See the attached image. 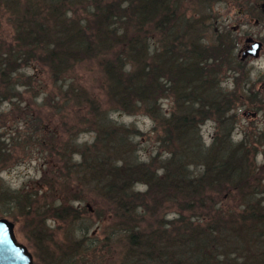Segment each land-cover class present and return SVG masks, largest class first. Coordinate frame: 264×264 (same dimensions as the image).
<instances>
[{"label": "rangeland", "instance_id": "obj_1", "mask_svg": "<svg viewBox=\"0 0 264 264\" xmlns=\"http://www.w3.org/2000/svg\"><path fill=\"white\" fill-rule=\"evenodd\" d=\"M178 1L176 14L201 18L202 44H209L214 29L229 31L238 58L252 42L247 37L260 42L255 55L238 58L239 63L225 59L218 64L213 91L219 103L227 99L230 104L219 106L221 115L212 104L206 106L204 116L198 106L192 112L188 109L186 116L196 120L189 135L178 132L170 117L175 115L176 124L191 106V98L186 90L174 95V86L162 72L158 79L163 78L159 81L166 91L159 90L152 103L134 100L137 106L130 110L108 95L106 60L115 63L121 55L125 69H131V57L136 67H148L160 49L159 42L154 44L160 39L155 30L143 32L145 44L149 43L144 57L129 50L125 53V45L101 48L69 60L57 74L32 57L28 64L18 65L8 85L0 81V218L13 223L16 240L25 245L34 264H67V260L69 264H139L143 256L129 252V238L123 230L129 216L101 192V185L109 180L101 167H117L122 175L120 186L134 182L133 190L143 195L130 206L137 219L131 225L146 233L174 218L180 205L188 204L180 189L167 185L163 173L156 172L164 167L175 169L174 155L186 144L183 139L190 147L184 157L192 169L188 175L192 172L193 180L203 179L204 194L193 191L192 199L198 201L200 195L206 210L209 207L214 215L232 222L215 224L216 237L229 236L227 229L236 232L228 241L234 248L229 257L232 264H264V0ZM185 37L192 40L190 32ZM1 41L13 40L10 26L0 15ZM181 53L188 56L186 50ZM138 56L143 60L137 61ZM253 111L256 116H250ZM108 131L124 137L126 144L116 149ZM97 152L101 163L88 159ZM222 155L225 164L235 165L242 177L220 179L216 186L209 174ZM97 173L101 179L96 181ZM115 180L117 176L110 177V182ZM240 204L250 209L242 211ZM203 206L181 213L194 215L193 222L201 224ZM261 214L263 219L255 217ZM221 224L228 228H220ZM128 254L135 255L138 263H130Z\"/></svg>", "mask_w": 264, "mask_h": 264}, {"label": "trees", "instance_id": "obj_2", "mask_svg": "<svg viewBox=\"0 0 264 264\" xmlns=\"http://www.w3.org/2000/svg\"><path fill=\"white\" fill-rule=\"evenodd\" d=\"M177 4L178 0H0V15L10 26L13 40L6 44L2 41L0 43V81L8 85L18 65L22 62L28 64L32 57L43 62L55 74L61 72L69 60L83 58L82 55L89 56L102 50L101 48L112 49L125 45V53L129 50L134 56L144 57L145 46L149 43L145 44L143 32L155 30L159 32L160 39L154 44L157 46L159 42L160 49L156 52L158 57L152 58L148 67H136V62L131 57L132 67L125 69L121 55L114 60L115 63L106 60L108 95L115 103L130 110L137 106L134 100L152 103L159 90L166 91L159 81L163 78L158 79L159 72H162L168 84L174 86V95L180 94L181 90L188 91L191 106L188 104L185 115L177 119L176 124L174 114H171L170 121L173 119L175 128L178 132L182 130L183 136L189 135L194 132L196 120L186 116L188 109L192 112L194 106H198L200 114L204 116V111H208L206 106L212 104L214 110H218L221 115L219 106L230 104L227 99H222L219 103L218 95L213 91L218 64L225 59L235 63L241 61L234 54L236 42L229 31L218 32L214 29L207 40L209 44H202L203 38L199 36L201 18L190 19L183 17L181 13L176 14ZM188 32L192 35L191 41L185 37ZM183 50L187 51L188 56L181 55ZM143 57L135 59L141 61ZM153 63L156 65H152ZM194 94L196 95L193 96ZM109 133L108 131L107 135ZM112 134L114 143L110 142L116 149L126 144L124 137H118L114 132L110 133ZM183 143L186 144L174 155L176 171L164 167L156 169V172L163 173L167 185L180 189L181 195L188 198V204L180 205L174 218L164 224L158 223L159 227L146 233L136 224L131 225L137 219L132 217L130 206L134 200H141L143 195L140 196L133 190L134 182L120 186L122 175L118 173L117 167H101V173L109 177L101 185V192L117 202L120 211L129 216V225L123 230L129 238V252L133 250L134 254L138 253V258L143 256L142 260L139 259V264H225L234 255V248L229 246L228 241L236 232L221 224L220 228L227 229L225 231L229 236L224 234L225 238L220 239L213 233L215 224L232 222L214 215L209 207L206 210L200 195H197L198 201L192 199L195 194L193 191L204 194L200 189L203 179L193 180L196 176L192 172L188 175V171L192 169L184 163V157L188 155L190 147L186 139H183ZM215 152L217 151L213 149V154ZM226 154H233V151H227ZM224 157L222 155L219 161L212 164L213 171L209 174L210 183L216 186L220 179L234 180L235 175L237 179L242 177L235 165L225 164ZM88 159L101 163L99 152L96 157ZM134 172L143 174V170ZM131 175L133 178L134 175ZM113 176H117L118 181L110 182V177ZM98 179H101L99 174L95 177L96 181ZM196 205L204 207L200 212V217H203L201 224L193 222L194 215L185 217L181 213L182 210L192 211ZM239 207L242 211L247 208L243 204ZM255 217L263 219V214ZM235 242L238 241L235 239ZM137 257L128 254V261L138 263ZM69 261L67 260V264Z\"/></svg>", "mask_w": 264, "mask_h": 264}, {"label": "water", "instance_id": "obj_3", "mask_svg": "<svg viewBox=\"0 0 264 264\" xmlns=\"http://www.w3.org/2000/svg\"><path fill=\"white\" fill-rule=\"evenodd\" d=\"M262 5H264L262 3ZM246 41H252L246 50L240 53L241 58L247 54H256L260 42L252 37H247ZM254 114V113H252ZM0 264H34L31 254L25 245L18 242L13 232V223L8 219L0 218Z\"/></svg>", "mask_w": 264, "mask_h": 264}, {"label": "flooded vegetation", "instance_id": "obj_4", "mask_svg": "<svg viewBox=\"0 0 264 264\" xmlns=\"http://www.w3.org/2000/svg\"><path fill=\"white\" fill-rule=\"evenodd\" d=\"M238 52H239V51H238ZM238 58H239L240 60H243V58H241V56H240V53H238ZM245 58H246V57H245ZM245 58H244V59H245ZM253 113H254V114L250 115V113L245 112L244 115H246V116H248V115H250V116H256L257 112H256V111H253Z\"/></svg>", "mask_w": 264, "mask_h": 264}]
</instances>
